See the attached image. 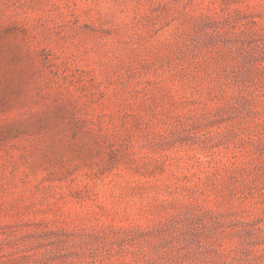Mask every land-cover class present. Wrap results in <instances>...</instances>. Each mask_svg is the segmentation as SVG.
<instances>
[{
    "label": "rangeland",
    "instance_id": "rangeland-1",
    "mask_svg": "<svg viewBox=\"0 0 264 264\" xmlns=\"http://www.w3.org/2000/svg\"><path fill=\"white\" fill-rule=\"evenodd\" d=\"M0 264H264V0H0Z\"/></svg>",
    "mask_w": 264,
    "mask_h": 264
}]
</instances>
